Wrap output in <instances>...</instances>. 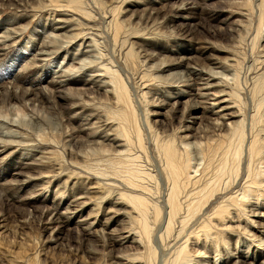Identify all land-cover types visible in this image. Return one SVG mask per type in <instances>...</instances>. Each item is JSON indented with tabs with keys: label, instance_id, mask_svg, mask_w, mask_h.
Masks as SVG:
<instances>
[{
	"label": "rangeland",
	"instance_id": "374dc122",
	"mask_svg": "<svg viewBox=\"0 0 264 264\" xmlns=\"http://www.w3.org/2000/svg\"><path fill=\"white\" fill-rule=\"evenodd\" d=\"M63 18L70 31L56 38L60 32L51 26ZM188 64L202 70L190 74V86ZM60 73L72 81L97 76L104 86L91 88L98 93L82 90L90 87L81 83L59 87L50 79ZM202 77L215 86L200 89L207 86ZM114 84L124 101H118ZM220 89L230 96H220ZM201 91L230 99L237 116L225 123L245 119L232 127L244 135L243 159L229 176L240 183L227 191L242 187L247 162L264 180V145L252 161L246 147L250 134L264 130V0H0V264H217L227 257L229 264H240L241 253L261 255L247 259L263 264L257 239L264 233L255 221L264 220L249 216L250 208L238 222L234 213L219 222L212 239L193 234L191 259L176 261L170 239L182 224L175 220L166 229L169 185L156 143L172 140L177 149L187 148L195 175L201 173L203 148L231 130L209 123L217 118L209 104L214 99L201 101L207 100L196 95ZM160 99L168 105H157ZM107 133L136 149L114 147L105 141ZM138 135L144 151L133 145ZM141 168L154 175L146 183L152 194L146 195L163 208L157 219L139 218L126 202L115 204L122 191L130 192L123 177ZM263 189L253 201L264 202ZM220 200L206 204L207 211ZM144 220L151 225L148 233ZM192 220L181 235L195 226Z\"/></svg>",
	"mask_w": 264,
	"mask_h": 264
},
{
	"label": "bare ground",
	"instance_id": "6f19581e",
	"mask_svg": "<svg viewBox=\"0 0 264 264\" xmlns=\"http://www.w3.org/2000/svg\"><path fill=\"white\" fill-rule=\"evenodd\" d=\"M183 6H185V5H182L181 7L182 8H185ZM183 17H186V16L183 15ZM57 21H61V19L60 20H57ZM57 21H56V23H53L52 26L50 25L53 28V30L56 31V33L57 32H60L59 34H57L56 38H58L59 36L66 35V33H68L70 31L69 27H71L69 25V23H67V21H68L67 19H64L63 18L62 22H60V23H58ZM115 27H116V31L118 32L119 23ZM46 52L45 51H40L37 54H40V55L41 54H44L45 55ZM156 64H157V62H156ZM177 64H178V61H177ZM213 64L219 66L222 63L219 62V61H215ZM166 66H168V63H167ZM191 66L189 64L187 65V69L189 68L188 69L189 71H188V80H187V82L188 81L189 82L186 83V85H189V86L191 85L190 84L191 81H193L192 84H195V81H194L193 78H191V75L190 74H193V72L197 74L196 71L199 70L197 67H195V66L191 67ZM107 68H108V66H107ZM177 71H175V72H177ZM200 71H202V70L200 69ZM200 71H198V72H200ZM109 72H110V70H109ZM111 72H113V71H111ZM111 72H110V74H111ZM61 73L59 74V76H60L59 79H58V77H59L58 76L57 77V80L56 79H50V82L55 83L59 87H64V85L69 84V83H81V84H83L85 86L90 87V88H83L82 90L90 91V92H96V93H98V92L92 90L91 89L92 87L102 88L104 86L102 84V82H99L100 80L98 78H96L97 76L96 77L95 76L94 77L91 76V78L89 76V78H87V79H85V78L82 79L81 78L79 80H77L78 79L77 78L75 81L74 80L72 81V79L67 78V75H65V73L64 74H61ZM106 73H107V71H106ZM200 74H201V72H200ZM209 74L212 75V76L215 75L213 73H209ZM261 74H263V73H261ZM111 78H112V76H111ZM179 78H181V76ZM202 80H205V83L204 84H206L208 87L207 86L206 87H201L200 89H207V88H210V86H212V87L215 86L214 85L215 83H213L212 81H210V78H203L202 77ZM120 83H122V82H120ZM196 83H200L201 84V82H196ZM114 86H115V84H114ZM119 86H121V85H119ZM116 89H118L117 93H116ZM121 89H122V87H121ZM119 91H120V88L116 85L115 86V93L117 94L118 101H120V100L123 99L122 98L123 96L121 95L122 93L119 92ZM107 92H111V91L110 90L109 91L107 90ZM218 92L219 93L222 92L220 96H222L223 94L224 95L225 94L226 95H229V93H227V91H224V89H220L219 91H217V93ZM187 93L188 94H192V93H189L188 91H187ZM209 94L210 93L205 92V91L196 92V95L198 97H200L202 99L207 98V100H201V101H208L209 99H214V102L213 103H209V104L214 109H218L219 110V111H217V110L215 111L213 109V111L215 112V115H217V118L214 119L215 121H213V122L212 121H209V123H212L213 125H215L216 130L222 129V126H224V124L225 125L226 124L229 125L231 127L230 128L231 130H229L230 132L227 135L223 136L222 138H219V139L214 138L213 139L211 137V139L209 140V142L206 144L205 148H203V155H204V158H205V165L203 166V169L201 168L202 170H201V173L200 174H196L195 175V170L192 169V167L194 166V164L191 163V158L189 156V152H188V149L187 148L185 150L181 151V150L177 149V147L174 145V143H173L174 141L171 142L172 140L171 141H168V142H164V141H160L159 139L158 140L156 139L157 140L156 147H157V150L159 152V157L158 158L161 161V165L163 164L162 165V168H161L162 169V173L164 172L165 178L167 179V183L169 185L168 186V190H167L166 200H165V202L167 203V204H165V206L167 205L166 206L167 207L166 208L167 211L165 213H168V221L166 223L167 224V228L166 229L171 228L170 226L172 225L173 221H175V220H179L180 219V224H182V226L179 228L180 234L179 233H175L174 235H172V238L170 237L171 238L170 239V241H171L170 243H173L172 245L173 246H176V252H178L177 254H174L175 257H176V261L178 259H186V260H188L189 258L191 259V256H190L191 252L190 253L187 252V250H188L187 247H188V245H189V243L191 241V236L193 234H194V236H196L197 239H200V233L201 232H204V233H207L208 234L207 237L205 236L207 239L208 238L212 239L213 238L212 237V234H209V233H211V231L214 230L213 228L215 226H217V225L220 226L219 225V222H221V221L225 224L224 221L228 220L227 219L228 216L231 215V214L233 215V213L235 214L234 215V218H237V219H234V221L237 220V222H238V218L241 217V214L242 213H244V216L247 215V214H245L246 213V208H250V209H247V211H249V213H250V214L248 213L249 216L258 217V218L260 217V218H262L264 220V210H263L264 209V202H260L261 199L259 200V202L257 200L256 201H253L252 200V198L254 199V197H257L258 198V196H259L258 194H260L259 193V190L263 189L262 186H264L263 185L264 184V180H262V179L261 180H258L259 175H257L254 172H252L253 170L251 171V169H250L251 167H248V165H247L248 162L246 164L247 167H245V174L247 172V175H245V177H244V180L245 181H244V184L242 185V187L237 188L236 191H232V190L227 191V190H229L230 186L233 185V186L238 187V185L240 183L238 179L236 180V178L233 181L231 179L232 177L230 176V174H232L233 172L236 173L239 170L240 166H241L240 165V162H241V160L243 158H241L240 155H239V150L241 149V146H242V141L240 142V139L244 135H242L241 130H239V131L237 130V129H240V128H237L236 130H234V129H232V127L233 126L236 127L237 124L242 123L243 120H245V119L241 118V120H239V121H232V124L225 123V121H224L225 119H231L232 117H234V116L236 117L237 116L236 115V112H234L236 110H233L232 111V109H233L234 106L231 105V103L229 102L230 99H225L223 97L222 98L220 97L221 99L220 98H217V97L216 98H211V97H209ZM196 95H195V97H196ZM113 96H115V95H113ZM167 100H168V98H167ZM118 101H115V102L117 103ZM122 101H124V100H122ZM156 102H157L156 104L159 105V106L168 105V104H166L164 102L163 99L157 100ZM176 102H178V101H176ZM152 103H154V102H152ZM206 103H208V102H206ZM121 104H122V102H121ZM123 104H124V102H123ZM260 104H262V103L260 102L259 104H257V111H254L253 113H250L251 114V117L253 119H254V117H256V114H257V112L260 109ZM174 105L175 104H173V106ZM127 106H129V105H127ZM164 109H166V108H164ZM175 109H173V110H175ZM193 118L196 119L197 117H193ZM254 121H253V123H257V122H254ZM188 122H189V120H188ZM251 123H252V121H251ZM253 125H252V127L250 126L252 128V131H253V129H255V128H253L254 127ZM2 128H3V126H2ZM186 128H188V127H186ZM125 129H126V127H125ZM8 130H10V129H8ZM200 130H202L201 133L205 132V130L201 126H200ZM125 134H126V132H125ZM127 135H125V136H127ZM105 137H106V140L105 141H107V142L109 141V144L113 145L114 147H117V148H119V147L120 148H123L124 147L129 152H130L131 149H136L135 146L128 145L129 144L128 143L129 141L126 138H125L126 139L125 140V139L119 138V136L117 137L116 135L111 134V133L105 134ZM127 138H128V136H127ZM5 140H7V139H5ZM8 141L10 142V140H7V142ZM98 143H100V142H98ZM184 143H186V142L184 141ZM134 144L136 145V147L139 150H143L142 139L140 138L139 135L137 137V140L135 142H133V145ZM195 144H196V142H195ZM186 145L185 144L184 145L182 144L183 147H185ZM263 145H264V130L263 131L262 130L261 131L257 130L255 133L250 134L249 138L247 139V145H246L247 152H248V158L247 157L246 158L249 159L248 161H252L254 158H256V157H258L260 155V152H261V149H262ZM138 149H137V151H138ZM137 153H139V152H137ZM134 156L139 157V155H134ZM244 161H243V164L245 163ZM250 165H251V163H250ZM16 166H19V165L17 164ZM40 168H41V166H40ZM142 168H141V171L140 170H134L132 172V175L130 174L129 177H123L122 176L123 177V180L122 181L125 184H128L129 185L128 186L129 187V190L128 191H130V192H127V191H125V192L122 191L121 192L120 191L121 192V199H122V201H120V202L115 201V204H118L120 206V204H123L124 202H126L131 207V208L130 207L129 208L131 209L132 212H136L137 214H139V218H140V215H144L146 217H147V215H150L151 217H154V219H157L158 216H159V214H160V212H161V209H163V208H160V206H159L160 203H158L159 205H157V202H155L152 199L153 197H149L148 195H146V194H149L150 195V192H151V187L149 186V185H151L150 182H149V184H146V183H148V181H149L148 178L151 179V178L154 177V175L150 171H147V170H144V169L142 170ZM158 169H159V167H158ZM197 171H199V170H197ZM193 172H194V175H193ZM242 175H244V173ZM229 176L231 178H229ZM260 176H263V175H260ZM259 178H261V177H259ZM146 179H147V182L145 181ZM241 179H243V176H241ZM97 185L100 186V183H97ZM98 186H96V187L98 188ZM227 186H228V188H226ZM222 190H224V193L226 192V194H224L223 197L222 196L221 197H218V195H220V193H221ZM260 192H262V191H260ZM151 194H152V192H151ZM251 196H252V198H251ZM164 198H163V200H164ZM219 198H222V200L218 201L217 202V205L212 210L207 211V208H205V205L207 204L206 206H208V205L211 206V204H210L211 201L213 199H219ZM257 198H255V199H257ZM249 199L252 200L251 204L249 202ZM252 203H253V206H252ZM203 208H205L206 211L202 212V215L200 216L199 213H201V211H202ZM76 209H78V207H76ZM79 209H80V207H79ZM54 213L56 215L59 212H57V213L54 212ZM126 213H129V212L126 211ZM55 215H54V217H55ZM166 216H164V217L166 218ZM241 218H243V217H241ZM192 219H195V222L194 223H195V226L196 227L194 226V227H190L189 229H187L186 232H185V235L182 234V235H184V237H182L181 233L185 230L184 229L185 228L184 226L188 224V220L190 221ZM56 220H57V218H56ZM146 220H148V219H146ZM146 220H144V225L142 224L143 225L142 227H143V231L145 233H148L149 230H150V226L151 225H149L147 223L148 221H146ZM90 222H91V220H90ZM176 222H178V221H176ZM255 222L257 223V226L260 228L261 232L264 233V223L261 222L260 220L255 221ZM226 225H227V223H226ZM237 227L239 228V226H237ZM216 229H218V228H216ZM219 229H221V228L219 227ZM166 232H168V230ZM216 233H219V231L216 232ZM170 234H172V233L170 232ZM167 236H168V234H167ZM169 236H171V235H169ZM214 236H216V235H214ZM116 239H115V242H116ZM257 242H259V244H257V247L258 248L261 247V249H263V251H264V239L259 237L257 239ZM208 244H210V243L208 242ZM238 245L239 244L237 243V246ZM206 246H207V243H206ZM209 247H210V245H209ZM210 249H211V247H210ZM216 252H217V250H216ZM217 254H219V253H217ZM248 256H251V258H254L255 257L254 255H244V253H241L239 255V257L236 258V259H238L236 261L239 262L240 264H248V263L249 264H253V263H251V262L248 261V259H247ZM259 257L257 259H260ZM227 259H228V257H227ZM227 259L224 258L222 261H219V258H217L216 259V262H217V264H229L228 263L229 260H227ZM257 259L255 257L254 260H253V262L255 260H257ZM181 263H182V261H181ZM262 263L264 264V261ZM171 264H174V263H171ZM185 264H189V263L187 262ZM203 264H207V263L204 262Z\"/></svg>",
	"mask_w": 264,
	"mask_h": 264
}]
</instances>
